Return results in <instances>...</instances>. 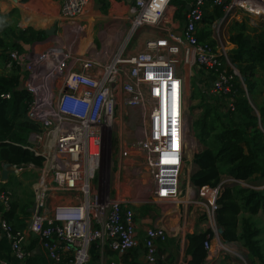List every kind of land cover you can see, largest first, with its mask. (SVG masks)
<instances>
[{"label":"built area","instance_id":"obj_1","mask_svg":"<svg viewBox=\"0 0 264 264\" xmlns=\"http://www.w3.org/2000/svg\"><path fill=\"white\" fill-rule=\"evenodd\" d=\"M90 1L58 0L55 26L65 28V40H77L78 17ZM169 2L129 0L132 15L109 31L100 29L99 43L89 47L88 42L80 52L58 41L7 51L5 66H17V86L28 94L25 117L37 124L23 146L41 157L32 182L37 214L29 229L12 230L1 216L10 206V191L0 190V228L17 259L25 255L22 241L34 234L54 261L68 253V264H88L93 245L99 246V255L106 246L114 252L109 264H126L122 253L137 243L133 204L153 206L152 220L143 224L145 263H155L158 243L172 236L179 258L165 264H186V235L198 232H204L205 250L198 264L241 258L245 249L237 241L222 239L215 221L223 183L208 187L189 180L192 155L202 145L188 127L185 78L194 68L205 69L211 73L210 83L200 87L215 94L217 103L227 96L239 74L222 46L197 40L195 27L203 6L222 4L220 18L237 8L264 20V1L190 0L180 23L173 19ZM235 20H240L238 15ZM127 24L132 30L152 27L150 36L133 41L132 52L120 51L127 42L122 37ZM223 101L224 109H233L230 97ZM104 124L114 125L118 139L128 138L132 144L131 150L119 149L115 169L128 167L133 183L128 193H134L114 187L103 217L106 200L96 204L91 180ZM30 166L34 168L31 163L12 164L14 173ZM171 219L174 223L167 227Z\"/></svg>","mask_w":264,"mask_h":264},{"label":"trees","instance_id":"obj_2","mask_svg":"<svg viewBox=\"0 0 264 264\" xmlns=\"http://www.w3.org/2000/svg\"><path fill=\"white\" fill-rule=\"evenodd\" d=\"M18 3L19 0H11ZM190 0H170L169 6L173 19L180 23ZM14 8L7 13L0 12V166L3 162L20 165L31 163L38 166L41 157L24 147L27 133L37 128V124L25 117L27 92L17 86L18 68L14 63L8 67L7 51H22L21 42L31 44L45 37L43 30L31 26L18 27L8 17ZM223 14V5L203 6L200 21L195 27V36L199 42L214 45L211 38L210 24ZM262 23V22H261ZM260 23V24H261ZM254 34L245 20H232L228 29V40L234 45L227 51L229 62L243 76L245 88L241 87L239 77L232 81L228 97L232 100L233 109L219 107L215 94L207 93L195 81H191L188 98L195 100L189 108L187 123L190 131L202 145L192 155L194 165L189 180L197 186L214 187L221 176H228L235 181L222 185L216 199L215 221L219 234L227 241H237L246 251V258L252 264H264V232L258 223L257 216L264 211V94L258 101L254 94L261 87L255 73L261 69L264 73V27ZM239 74V73H238ZM238 79V80H237ZM8 93V96H3ZM250 96L253 107L246 98ZM224 107V106H223ZM196 109L195 111H193ZM24 172V171H23ZM22 174L8 176L0 182V190L10 191V206L1 212L12 230H21L29 215L27 208L32 203L31 191L23 194L15 187L20 185ZM30 178V175L28 173ZM254 180L255 182H251ZM261 186V187H256ZM20 189V188H19ZM134 208L146 212L148 204H133ZM204 232L186 235V264H198L205 256L202 247ZM25 251L21 264H68L70 254H60L54 261L41 247L36 235L30 234L21 243ZM38 248V252L31 251ZM106 255L114 256L107 246ZM138 247L133 246L124 251L120 257L126 264H144L138 258ZM91 256L88 264L96 262L99 252L96 246L90 247ZM90 262V263H89ZM172 263L168 258H157L154 264ZM107 264H109L107 262ZM220 264H234L229 257L223 258Z\"/></svg>","mask_w":264,"mask_h":264},{"label":"rangeland","instance_id":"obj_3","mask_svg":"<svg viewBox=\"0 0 264 264\" xmlns=\"http://www.w3.org/2000/svg\"><path fill=\"white\" fill-rule=\"evenodd\" d=\"M108 6H109V4L106 1V4L104 6V10H101V16L100 17H95L96 14H94L93 10L90 7H87L86 11L83 13L81 19H83L84 21L80 22V26L76 30V35L78 37V40H79L80 35H83V38H84L82 43H80L76 47V50L78 52L82 51L88 42H90L89 47L91 46L92 43H95V44L99 43V40L97 38L96 26L98 23L107 19L105 16H102V14H105ZM12 8H16L17 11H15L14 13L12 12L9 15L8 19L10 22L15 23L20 28H24L26 26H32L33 27L35 25L34 24L35 21H37V20L39 22H44L42 24H44L43 26L45 28L52 25V24L55 25V23H54L55 21H53L52 18H55V16H56V9H55V5L53 3H51V0H46V1H44V0H31L26 5H23L20 3L14 4L11 0H0V12L1 13H6L9 10H11ZM136 8L139 10L142 9L143 3H141L140 6L136 7ZM19 10L23 14L27 13L26 17L29 18V16H31L32 19L31 20L27 19L28 20L27 22H23L25 20L19 18ZM130 15H132L131 12H130ZM236 15H238V19L245 20L249 26L254 27V29H249L252 34L258 32L260 30V27H258V26L261 25L262 23H264V20H262L260 17H257L254 14H250V13L245 14L237 8L236 9L233 8V10H231L228 14L224 15L222 18L213 21L210 24L211 38L214 40V44L216 45V47L222 46L226 52L228 51L229 48H232L234 46L228 40V29H229L230 22L232 20H235ZM240 20H238V21H240ZM86 24H87V26H86ZM128 26H129L128 24L125 26L124 33L122 34V37L126 38V40H127L124 48L122 50H120L122 52L134 51L133 43L137 39H138V41H142L144 37H148L152 33V27L148 28L146 26H142V27H138V28L132 30V29H129ZM197 26H199V24ZM87 27L90 28L89 34L85 32ZM263 27H264V24H263ZM33 28H35V27H33ZM32 43L33 44H40L42 42H35V40H33ZM35 48H38V47H35ZM238 73H239L238 77H239V82L241 84V87L245 88V84L243 82V76H242V74H240L239 71H238ZM255 76L257 77L258 82L260 81L259 77L261 78V83H260L261 87H259V91L256 92L253 96L254 100L258 101L260 99V97L263 96V94H264V73L262 72L261 69H258L255 73ZM192 80L195 81L196 84H198L199 86H202L203 88H207V86L210 83V79H206V78L200 76V73H198V76L197 75L186 76L185 81H186L188 96H189V93L191 91L190 82ZM245 95H246V98L248 99L249 103L253 107V104L250 100L251 99L250 96H248L247 93H245ZM226 97L227 96L220 97V100H221L220 102L223 103V106H224L223 99ZM193 102H195V100H192V99L190 100L189 98H187V116L188 117H189L188 111H189V108L192 106ZM223 106H221L219 108L222 111V113H226L227 111L224 110ZM195 110L196 109H194L193 111H195ZM116 131L117 130L115 129V126L112 124H104L100 127V129H99L100 151L98 153L97 164H96V168L94 170V175H93L92 180H91V188H92L93 194L96 198V204H97V201L104 202L106 200V202L104 203V206L101 210L103 217H104L105 211L107 209V201L112 197V195L114 193V187L118 186L119 189L123 190V192H125V193L127 192V194H130L131 196L134 193V191H130L128 193L130 186L133 184L131 181V177L127 175L128 167H126V166L123 167V170L121 169V172H116V169H115V158H116V154L118 153L119 149L125 147V148H129L131 150L132 144H130V142H127L128 138L127 139L124 138V139H122V141H120L118 139V135H117ZM193 148H194V146H190V149L194 150ZM190 152H191V150H190ZM32 167L33 166L25 167V168H21V169L17 170L16 174L17 175L22 174V176L19 179L20 185L18 187H15L16 190H20V192L22 194H23V192H22L21 187H23V190L25 193L27 192V189H29L31 191V198H32V182H33L34 177H35V171L32 170ZM191 167H192L191 168V170H192L194 167L193 163H192ZM28 173L30 175V178L27 175ZM219 181H221L223 184L230 182L229 180H227L223 176L220 177ZM251 182L253 183L255 181L252 180ZM256 187H261V186H256ZM135 212L138 214L137 220H138V218L141 217V215H142V217L148 219L145 216L144 211L142 212L138 208H135ZM256 216H257L258 223L262 226V232H264V211L261 214H258ZM172 221H173V219H172ZM96 247H97V249L99 248V246H96ZM104 255H105V252H104V249H102V253H101L102 260H104V258H105V257L103 258ZM109 257H110V260H112L116 256L114 254V256H112V255L108 256V259H109ZM232 259H233L234 264H252L246 258V252L245 251L241 255L240 259L239 258H237V259L232 258ZM110 260H109V262H110ZM99 262L100 261H98V259H97L96 262L91 263V264H98ZM101 264H105V263H103V261H101Z\"/></svg>","mask_w":264,"mask_h":264},{"label":"crops","instance_id":"obj_4","mask_svg":"<svg viewBox=\"0 0 264 264\" xmlns=\"http://www.w3.org/2000/svg\"><path fill=\"white\" fill-rule=\"evenodd\" d=\"M30 1L31 0H26L24 2H20V4L25 5V4H28ZM44 1H46V0H44ZM106 1L108 2L109 6L106 9L105 14H102V16H105L107 19H105L102 22L97 24V26H96L97 38H99V30L100 29H102V32L109 31L112 26L119 25L121 22L125 21V18L127 17V15L130 14V11H129V0H91L86 5L84 11L79 15V17H78L79 23L81 21H84L81 18H82L83 13L86 11L87 7H90L93 10L94 14H96L95 17H100L101 16V10H104V6L106 4ZM94 2H100L101 5L104 3V5L103 6L100 5L98 8H93V3ZM51 3H53L55 5L56 16H55V18H52V20L56 22V19L58 17V0H51ZM14 4H18V3H14ZM14 10L17 11L16 8H14ZM26 14L27 13L23 14L19 10V18L25 20L23 22H27L28 20L32 19L31 16H29V18L26 17L27 16ZM42 23H44V22H39L38 20L35 21V23H34L35 25L33 26V27H35L34 29L43 30V29H46V28L49 27L48 26V27L45 28L43 26L44 24H42ZM86 26H87V24H86ZM85 32L89 34L90 28L87 27ZM102 32H101V34H102ZM64 35H65V28H60L58 26L57 27L55 26V31H54V34L52 36H49V37L45 36L43 39H41L39 41H35V42H42V43H40V44L31 43V45H34L35 47L40 48V47H43V46H45V45H47L49 43L58 41V42H62V43L66 42L67 45H70L71 47H74L76 49V47L80 43H82V41L84 40L83 35L79 36V40H78V38H77V40L70 39V38H67L65 40ZM192 73H193V75L195 74L197 76H198V73H202V74H200V76H202V77H204L206 79H211V73L209 71L205 70V69H201L200 68L198 70V68H194L192 70L191 74ZM35 169H36V166H34V168H32V170L35 171V175H36V170ZM15 174L16 173L11 174V175H15ZM31 200H32V198H31ZM152 209H153V206L149 205V210L144 213L145 216L148 219L142 217V215H141V217L138 218V220H137V215L138 214L135 213V220L137 221V225H136V227H137L136 228L137 243H136L135 247L136 246L138 247V251H139L138 252L139 253L138 258L144 264H154V263H145L143 261V244H142L143 224H144V222H146V221H148L150 219L152 220V218H151V216L153 215ZM147 212H148V214H146ZM173 223H174V219H173V221L171 219V220H169L166 223V226L168 227V226H170V224H173ZM158 253L160 255L159 258H165L166 257L168 259H171L172 263H175L178 260V258H179L178 253H177V249H176V241H175V239L172 238V236H168L167 239H165L164 241L158 243ZM103 258H104V260H102L101 255H99L98 261H100V262L98 264H101V261H103V263L107 264V262H109V260H110V257L108 259V256L106 254L103 256ZM0 264H21V260L17 259L12 254V252L10 250V247H9V242H8L7 238L5 237V235L2 233L1 228H0Z\"/></svg>","mask_w":264,"mask_h":264},{"label":"water","instance_id":"obj_5","mask_svg":"<svg viewBox=\"0 0 264 264\" xmlns=\"http://www.w3.org/2000/svg\"><path fill=\"white\" fill-rule=\"evenodd\" d=\"M14 1H16V0H14ZM24 1H26V0H19V2H24ZM100 5H101L100 2H94L93 8H98ZM43 31H44V34L46 37L52 36L54 34V31H55V25L52 24L48 28L43 29ZM21 46H22V49H27V48H29V46H31V44L21 42ZM95 46H96L95 43L91 44V47H95ZM11 174H14L12 164L9 162H3L0 166V180H1V182L6 181L8 176ZM27 212L30 214V216L27 218V220L25 222V226L27 229H29L31 227V223L33 221L34 216H36V214H37V208H35L33 202L27 208ZM38 251H39L38 248H35L31 252L35 253Z\"/></svg>","mask_w":264,"mask_h":264},{"label":"bare ground","instance_id":"obj_6","mask_svg":"<svg viewBox=\"0 0 264 264\" xmlns=\"http://www.w3.org/2000/svg\"><path fill=\"white\" fill-rule=\"evenodd\" d=\"M20 2L18 1V4H19ZM26 5V4H25ZM27 7V6H26ZM25 8V7H24Z\"/></svg>","mask_w":264,"mask_h":264},{"label":"flooded vegetation","instance_id":"obj_7","mask_svg":"<svg viewBox=\"0 0 264 264\" xmlns=\"http://www.w3.org/2000/svg\"><path fill=\"white\" fill-rule=\"evenodd\" d=\"M103 5H104V3L101 6H103Z\"/></svg>","mask_w":264,"mask_h":264}]
</instances>
